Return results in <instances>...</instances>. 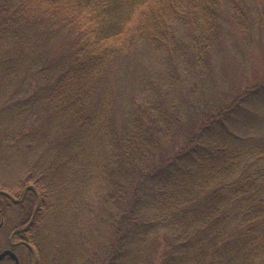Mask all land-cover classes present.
I'll return each instance as SVG.
<instances>
[{"label": "trees", "instance_id": "16d2710c", "mask_svg": "<svg viewBox=\"0 0 264 264\" xmlns=\"http://www.w3.org/2000/svg\"><path fill=\"white\" fill-rule=\"evenodd\" d=\"M141 5L0 0L11 21L28 10L46 13L70 34L50 92L68 119L65 137L71 134L45 145L26 168L40 197L34 225L51 236L54 250L73 241L77 264H155L151 244L159 240L158 264H264V141L245 147L234 130L264 100V74L199 110L195 121L159 96L134 98L118 126L106 98L90 103L98 76L131 37L171 57L181 25L194 65H208L220 34V0ZM97 215L104 223L98 232L108 238L101 250L89 227Z\"/></svg>", "mask_w": 264, "mask_h": 264}, {"label": "rangeland", "instance_id": "374dc122", "mask_svg": "<svg viewBox=\"0 0 264 264\" xmlns=\"http://www.w3.org/2000/svg\"><path fill=\"white\" fill-rule=\"evenodd\" d=\"M136 1L144 5L149 0ZM24 12L13 21L0 12V188L18 191L33 184L26 168L39 151L49 142H67L71 134L65 137L68 119L55 109L50 92L69 31L53 15ZM218 13L220 34L206 67L194 65L189 36L181 25L179 48L171 57L131 37L130 45L118 50L98 76L90 103L106 98L118 126L127 122L134 98L146 101L159 96L173 101L190 121H195L199 110L225 102L264 74V0H220ZM234 130L237 144L263 143L264 100ZM92 219L89 227L97 232L93 237L101 250L102 241L105 245L108 240L98 232L104 230V223L99 216ZM17 220L10 216L7 225ZM39 240L48 264H77L73 241L66 249L63 245L54 250L48 233L40 231ZM163 244L162 240L151 244L155 264L160 262Z\"/></svg>", "mask_w": 264, "mask_h": 264}, {"label": "flooded vegetation", "instance_id": "af4514ba", "mask_svg": "<svg viewBox=\"0 0 264 264\" xmlns=\"http://www.w3.org/2000/svg\"><path fill=\"white\" fill-rule=\"evenodd\" d=\"M26 185L19 191L0 188L9 193H0V264H48L34 225L39 193L35 187L24 189ZM10 216L18 220L7 225Z\"/></svg>", "mask_w": 264, "mask_h": 264}, {"label": "water", "instance_id": "95a60500", "mask_svg": "<svg viewBox=\"0 0 264 264\" xmlns=\"http://www.w3.org/2000/svg\"><path fill=\"white\" fill-rule=\"evenodd\" d=\"M28 187H32L34 188V185L33 184H27L24 189H27ZM0 193H5V194H9L8 192L4 191V190H0Z\"/></svg>", "mask_w": 264, "mask_h": 264}]
</instances>
